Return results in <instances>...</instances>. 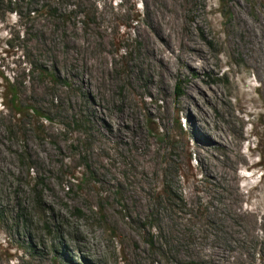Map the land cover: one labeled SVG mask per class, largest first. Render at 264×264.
Wrapping results in <instances>:
<instances>
[{
    "label": "rangeland",
    "instance_id": "rangeland-1",
    "mask_svg": "<svg viewBox=\"0 0 264 264\" xmlns=\"http://www.w3.org/2000/svg\"><path fill=\"white\" fill-rule=\"evenodd\" d=\"M166 1L0 0V264H264V0Z\"/></svg>",
    "mask_w": 264,
    "mask_h": 264
},
{
    "label": "bare ground",
    "instance_id": "bare-ground-1",
    "mask_svg": "<svg viewBox=\"0 0 264 264\" xmlns=\"http://www.w3.org/2000/svg\"><path fill=\"white\" fill-rule=\"evenodd\" d=\"M165 10H162L160 13H157L158 16H162L161 14H165V13H170L171 15L169 18H165V26L164 28L167 30V34L172 35V37L177 41L178 45H180L181 47H183L184 49H196L195 46L190 45V43L188 41H186L185 39H183V37L180 36V33L177 32V27H176V10L172 4L171 0H167L165 2ZM156 14V13H155ZM156 16V15H155ZM161 38V35H158ZM185 38V37H184ZM161 40V39H160ZM159 40V41H160ZM166 49L168 50V52H166ZM154 53L157 56V59L159 56L163 55V53L166 52V54L169 53H173L176 55V52L174 51L173 47L169 46V45H165V47L162 48V51L159 48H155ZM165 57V55H163ZM229 174V173H228Z\"/></svg>",
    "mask_w": 264,
    "mask_h": 264
},
{
    "label": "trees",
    "instance_id": "trees-1",
    "mask_svg": "<svg viewBox=\"0 0 264 264\" xmlns=\"http://www.w3.org/2000/svg\"><path fill=\"white\" fill-rule=\"evenodd\" d=\"M49 6H51V4ZM42 9L45 10L46 6H43ZM57 9H58V11H61V8L59 9V7H57ZM64 11L66 12L65 9H64ZM70 12L71 11H67L68 15H66V13H62L61 14L62 17L64 18L63 20H66L67 18H71L72 15H71ZM46 73L49 74L50 79L53 80V81H55V80H57L59 78L56 75L57 72H56V70L54 68L50 69V70H46ZM21 103L22 102H20L19 93H18V90L16 88L0 89V106H2L3 108L9 107V108L13 109V111L16 114L20 115L21 113H23V109H24V106ZM31 112L33 114H35V115H38V110L37 109H33L32 108ZM45 119H47V118H45Z\"/></svg>",
    "mask_w": 264,
    "mask_h": 264
}]
</instances>
